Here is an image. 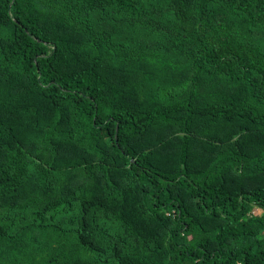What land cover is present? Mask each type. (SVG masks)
I'll use <instances>...</instances> for the list:
<instances>
[{"label":"trees","instance_id":"1","mask_svg":"<svg viewBox=\"0 0 264 264\" xmlns=\"http://www.w3.org/2000/svg\"><path fill=\"white\" fill-rule=\"evenodd\" d=\"M0 264H264V0H0Z\"/></svg>","mask_w":264,"mask_h":264},{"label":"rangeland","instance_id":"2","mask_svg":"<svg viewBox=\"0 0 264 264\" xmlns=\"http://www.w3.org/2000/svg\"><path fill=\"white\" fill-rule=\"evenodd\" d=\"M254 212H258V209H255V211Z\"/></svg>","mask_w":264,"mask_h":264}]
</instances>
